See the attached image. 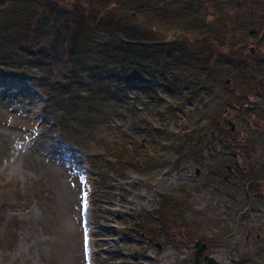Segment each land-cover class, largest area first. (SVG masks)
<instances>
[{
  "label": "rangeland",
  "instance_id": "rangeland-1",
  "mask_svg": "<svg viewBox=\"0 0 264 264\" xmlns=\"http://www.w3.org/2000/svg\"><path fill=\"white\" fill-rule=\"evenodd\" d=\"M19 4L0 0V264H195L198 242L264 264V0ZM32 4L60 15L42 42ZM126 40L155 48L131 83L103 54Z\"/></svg>",
  "mask_w": 264,
  "mask_h": 264
},
{
  "label": "trees",
  "instance_id": "trees-1",
  "mask_svg": "<svg viewBox=\"0 0 264 264\" xmlns=\"http://www.w3.org/2000/svg\"><path fill=\"white\" fill-rule=\"evenodd\" d=\"M7 1L9 2V5L21 6L19 4V2L22 0H20V1L7 0ZM32 5L34 7H32L33 13H32L31 20L35 21V23L38 22L37 24H41L42 29H44L46 31V33H41V32L39 33V35L41 37L40 41L42 42V41L46 40V39H44L46 36L47 37L49 36V34L51 32V28H50L52 26L51 24H60V17H59L60 15L58 12H56L58 10L55 9V7L51 10L52 14L50 16H48L49 12L47 11V13H48L47 14L46 10L43 6H40L39 4H32ZM17 12H18V10H15L12 13V15H10L11 19H15V15ZM95 21L99 24H109V20L102 21L100 15L95 18ZM95 21L90 22V23L85 22L84 24H95ZM75 22L77 24H83V22H81L80 20L75 21ZM6 23L8 24L7 21H6ZM32 30L34 31V28H32ZM2 41L3 40H0V44L2 43ZM85 43L89 44L90 41L86 40ZM139 44L140 43H138V41H127L126 40V41H122L116 49L110 50V53H112V54H109V50H107L106 52L103 53V54L107 55L108 58L115 59V60H113L114 64L121 63V65L119 64L120 66L117 65V66H119V69L113 70L112 73H115V71H116V73H118V76H119L118 78H120V80L123 82L131 83L132 81L137 80L138 78L137 79L133 78L132 75L138 74V76H140L141 72L144 74L147 67L149 68L148 59L151 56V54L154 53L155 48L150 44L146 45V46H142ZM1 45L3 46V43ZM34 49L30 48V49L26 50V52L30 56V61L32 63H36L37 62L36 58H37V56H39L37 50L36 49L34 50ZM208 59H210V60H207L206 63L204 64V66H206V69L203 68V69H205V71L209 70V67L211 66V64L213 62L212 57H209ZM158 66L162 67V63H159ZM114 67H116V65H114ZM151 71H154L155 72L154 74H157V73L159 74V71L162 72L164 75L166 74V71L163 68L159 69L157 67ZM75 98H76V92L72 93V96L70 98H68V100L72 101V100H75ZM214 173H215V171H214Z\"/></svg>",
  "mask_w": 264,
  "mask_h": 264
},
{
  "label": "water",
  "instance_id": "water-1",
  "mask_svg": "<svg viewBox=\"0 0 264 264\" xmlns=\"http://www.w3.org/2000/svg\"><path fill=\"white\" fill-rule=\"evenodd\" d=\"M227 85L228 86H231V83H230V81H228L227 82ZM228 126H229V128H230V131L231 132H234V130H235V125L232 123V121L231 120H229L228 121ZM196 246H197V248H199L200 246V248L197 250V252H196V254H195V264H200L201 263V261H200V257L202 256V254H203V252H204V250H205V248H206V244H202L201 245V243L200 242H198L197 244H196ZM204 260H207V262H206V264H220V263H218L214 258H212V257H205L204 258Z\"/></svg>",
  "mask_w": 264,
  "mask_h": 264
},
{
  "label": "flooded vegetation",
  "instance_id": "flooded-vegetation-1",
  "mask_svg": "<svg viewBox=\"0 0 264 264\" xmlns=\"http://www.w3.org/2000/svg\"><path fill=\"white\" fill-rule=\"evenodd\" d=\"M228 167H229V169H230V166H227V170H229L228 169ZM227 178H228V175H227ZM249 185V184H248ZM249 187V186H248ZM263 232H264V230H263ZM264 234V233H263ZM263 238H264V235H262V238L260 237V236H258V239H262L263 240ZM263 242H264V240H263ZM202 264H206V262L204 261V260H202Z\"/></svg>",
  "mask_w": 264,
  "mask_h": 264
},
{
  "label": "bare ground",
  "instance_id": "bare-ground-1",
  "mask_svg": "<svg viewBox=\"0 0 264 264\" xmlns=\"http://www.w3.org/2000/svg\"><path fill=\"white\" fill-rule=\"evenodd\" d=\"M151 83H152V82H150L149 85H151ZM122 91H124V90H122ZM215 259H216V258H215Z\"/></svg>",
  "mask_w": 264,
  "mask_h": 264
}]
</instances>
